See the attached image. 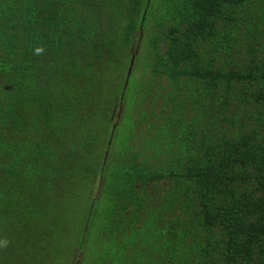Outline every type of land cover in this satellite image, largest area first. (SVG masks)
Segmentation results:
<instances>
[{"label":"trees","instance_id":"obj_1","mask_svg":"<svg viewBox=\"0 0 264 264\" xmlns=\"http://www.w3.org/2000/svg\"><path fill=\"white\" fill-rule=\"evenodd\" d=\"M0 264H264V0H0Z\"/></svg>","mask_w":264,"mask_h":264},{"label":"water","instance_id":"obj_2","mask_svg":"<svg viewBox=\"0 0 264 264\" xmlns=\"http://www.w3.org/2000/svg\"><path fill=\"white\" fill-rule=\"evenodd\" d=\"M144 14H145V12H144ZM144 14H143V17H142V21H141V22H143V20H144ZM141 25H142V23H141ZM132 65H133V57H132V59H131V61H130V65H129V67H128L127 76H126V80H125V83H124V88H125L126 85H127V80H128V78H129V74H130V72H131ZM114 128H115V124H114L113 127H112L111 135H110L109 141L107 142V144H108L107 147H109V145H110L109 143L111 142Z\"/></svg>","mask_w":264,"mask_h":264}]
</instances>
